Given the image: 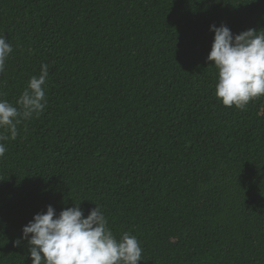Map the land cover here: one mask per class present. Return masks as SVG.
<instances>
[{
  "label": "trees",
  "instance_id": "trees-1",
  "mask_svg": "<svg viewBox=\"0 0 264 264\" xmlns=\"http://www.w3.org/2000/svg\"><path fill=\"white\" fill-rule=\"evenodd\" d=\"M221 24L264 31V0H0V99L49 71L0 158V264H31L23 227L78 203L138 264H264V96L216 98Z\"/></svg>",
  "mask_w": 264,
  "mask_h": 264
},
{
  "label": "clouds",
  "instance_id": "clouds-1",
  "mask_svg": "<svg viewBox=\"0 0 264 264\" xmlns=\"http://www.w3.org/2000/svg\"><path fill=\"white\" fill-rule=\"evenodd\" d=\"M209 30L214 32L207 61L217 71L215 96L224 106L243 110L250 101L264 96V31L248 29L234 35L223 24L210 25ZM12 51V45L0 35V74ZM48 77V65L42 64L39 76L29 79L16 106L0 99V158L7 151L5 142L16 139L21 121L44 111ZM96 205L86 217L80 203L59 214L51 205L46 212L35 214L22 229L31 264H138L143 250L137 237L124 232L118 239ZM13 244L19 246L21 239Z\"/></svg>",
  "mask_w": 264,
  "mask_h": 264
}]
</instances>
